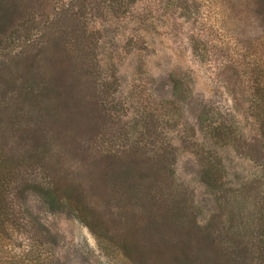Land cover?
<instances>
[{
  "label": "rangeland",
  "instance_id": "1",
  "mask_svg": "<svg viewBox=\"0 0 264 264\" xmlns=\"http://www.w3.org/2000/svg\"><path fill=\"white\" fill-rule=\"evenodd\" d=\"M35 7L57 20L33 41L16 39L0 62V145L24 159L36 181L73 190L81 204L48 211L29 196L47 243L30 251L27 232H19L23 243L10 250L0 233V264H221L232 241L252 262L264 155L252 147V111L242 113L232 96H249L240 53L251 46L245 54L253 62L263 50L264 3L38 0ZM231 65L243 73L236 91L220 72ZM224 119L236 139L209 135V122ZM213 162L220 169L212 184L205 171ZM198 228L219 242L215 257Z\"/></svg>",
  "mask_w": 264,
  "mask_h": 264
},
{
  "label": "trees",
  "instance_id": "2",
  "mask_svg": "<svg viewBox=\"0 0 264 264\" xmlns=\"http://www.w3.org/2000/svg\"><path fill=\"white\" fill-rule=\"evenodd\" d=\"M37 1L38 0H0V62L2 58L10 54L9 49L11 46H14L16 39H20L23 35L28 39L27 41H33L34 35H38L45 30L48 25L56 22L57 17H54L55 20H53L45 13L43 15L40 14L42 17L39 16L41 10L35 7ZM261 1L264 3V0ZM20 4L24 6L25 11L20 9ZM37 7L43 9L42 6ZM39 18L42 19L39 20ZM60 18L61 17L58 16V20ZM47 19H51L53 22H49ZM260 38L264 39V32H262ZM190 39L191 41L195 40V38ZM191 45L192 51L195 50L192 43ZM250 49L251 46L249 45L242 49L244 52L240 53V55L243 57V60L247 62L244 63L243 66L239 64L241 67H249V78L247 81L249 96L244 95L242 98L232 96V98L235 104L238 103V105H242L243 102L244 112L242 113L248 114V109L252 111L251 114H248L253 117L255 123L256 139L254 138L255 144H253L255 147L253 145L252 147L254 150H257L261 155L260 157H262V155H264V45L263 50L260 52L261 54L257 55V59L253 62L248 59V56L251 54H245L247 50ZM239 65L236 67L231 65L229 68L220 69L224 77H229L231 82L227 79L226 81L231 83L232 91H236L234 89L237 87V78L243 74ZM230 69L231 75L228 73ZM233 75L235 76L233 77ZM227 120L224 119L220 122L218 120L214 122L213 120H207L210 121L209 126H211L208 129L209 135L217 140L236 139L235 130L230 124V122L233 121H231V119ZM210 165L211 167L208 166V171H205V175L207 177V182H212L213 184L219 181L217 170L220 169V164H218V162H213ZM26 166L29 165L24 163V159L10 154L0 145V233L2 235V240L5 241L4 247L10 250L14 246H20L23 243L22 238L19 237V232H27L28 236L25 238V244L30 246V251H33L34 247L42 246V248H44V245L47 243L44 227H42L38 219L39 213H35L26 205V199H28L29 196H33V198L36 197L38 207H47L48 211H61L65 208L74 209L77 208L78 204H81V198L78 194H75L73 190L71 192L67 187L53 184L51 181H36L35 178L23 170ZM261 166L264 169V160H261ZM211 175H213V177H211ZM257 205L260 206V210L263 209L262 213L259 212L261 213V218H259V221L256 222L255 225V227H258L255 239H257L256 243L259 246V250L258 253L251 252V255H249L251 256L250 259L252 262H255V264H264V196L261 200H258ZM87 225L90 227L89 224ZM195 233L202 241L206 240L204 243L202 242V244L206 249L211 250L214 257L216 255L215 253L219 254L218 251H216V248L220 247L217 245L219 244L217 239L212 237L208 238L210 235L208 233L207 236V231L204 228L196 229ZM242 238L243 237H240L239 240L237 238V240L240 242ZM187 239L186 242L183 240L185 247L190 246V239ZM230 239L232 240V238ZM233 243H236V241H232L231 244L228 245V250L226 251L227 256H224L225 260L220 261V263L228 264L230 261H235L236 258H240L241 261L237 264H253L250 261L246 262L247 259L244 257V253H247L246 251L244 252L243 249H233ZM37 250L36 253L38 256L40 254V248H37ZM202 263L203 261L201 260L199 264Z\"/></svg>",
  "mask_w": 264,
  "mask_h": 264
}]
</instances>
